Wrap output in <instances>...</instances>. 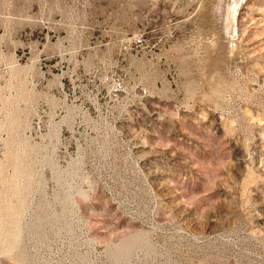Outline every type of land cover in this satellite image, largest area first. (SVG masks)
Wrapping results in <instances>:
<instances>
[{
    "label": "rangeland",
    "instance_id": "374dc122",
    "mask_svg": "<svg viewBox=\"0 0 264 264\" xmlns=\"http://www.w3.org/2000/svg\"><path fill=\"white\" fill-rule=\"evenodd\" d=\"M0 264H264V0H0Z\"/></svg>",
    "mask_w": 264,
    "mask_h": 264
}]
</instances>
